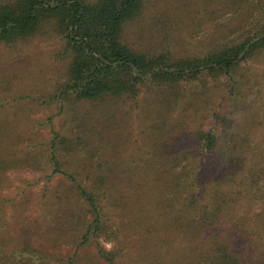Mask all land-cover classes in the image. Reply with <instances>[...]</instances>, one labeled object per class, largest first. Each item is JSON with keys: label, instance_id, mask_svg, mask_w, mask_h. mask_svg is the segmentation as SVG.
Segmentation results:
<instances>
[{"label": "trees", "instance_id": "1", "mask_svg": "<svg viewBox=\"0 0 264 264\" xmlns=\"http://www.w3.org/2000/svg\"><path fill=\"white\" fill-rule=\"evenodd\" d=\"M195 14L227 16L228 35L189 54L182 34ZM37 37L58 43L66 63L41 96L60 111L46 142L19 150L17 112L0 93V264H264V0H0V46ZM190 85L218 89L208 129L172 117L189 111ZM14 170L32 174L25 189L58 195L62 210L44 215L48 249L24 227L15 245L7 238L1 189ZM255 202L261 250L251 257L234 217Z\"/></svg>", "mask_w": 264, "mask_h": 264}, {"label": "rangeland", "instance_id": "2", "mask_svg": "<svg viewBox=\"0 0 264 264\" xmlns=\"http://www.w3.org/2000/svg\"><path fill=\"white\" fill-rule=\"evenodd\" d=\"M226 17H222L218 21H208L205 20L206 17L203 14H195L193 17L195 19L192 21L193 26L189 28L193 32L188 30L183 32L182 40L184 42H182V47H180L182 49L186 48L189 54H194L199 52L200 49L207 48L208 46L205 45H208L210 42L218 44V41H223L227 38L225 36L228 35L226 27H223L225 22L222 21ZM188 42L189 44H187ZM58 49V43L41 37L31 38L26 42H17L13 45L0 46V93L4 98L1 101V105H5L4 103L7 102V105L3 107L5 110L10 111L11 116L12 113L17 112V115L14 117L13 133L16 137L14 140L15 147L19 150H21V146L44 143L50 137L48 118L55 115V111L57 113L60 111V105H43L44 99L41 96L47 90L48 93L55 90L56 86L54 83L61 77V73L65 69L66 63L54 58ZM259 68L263 67L259 66ZM186 89L185 103L189 105V111L185 114L175 111L172 117H175L174 120H183V123L192 132L197 129L210 128L211 124H213V115L210 110L218 109V89L214 91L209 90L204 94L201 93V91L203 92L201 88H194L192 85ZM137 104L142 105V101ZM89 106V104L85 103L80 105L79 108L84 109L89 108ZM141 109L143 110L141 106L136 108L133 111V115L136 113L140 115ZM68 114L65 111L62 116L54 119L57 128L62 126L63 121L68 118ZM134 117L136 118V116ZM139 123L140 121L136 120V127L133 123V128L135 127L133 133L134 131L135 133L137 132L136 128L139 127ZM129 153L127 155H132L131 148ZM109 155L114 156L110 153ZM25 181L30 182L35 180H32V174H25L24 172L14 170L10 173V181L4 185L8 188L1 189L2 194L10 199L7 205L8 219L14 229L12 234L8 235L7 238L10 240V243L12 242L15 245L20 238L19 231L24 227V229H27V233H30L29 238L31 239L32 246L44 245L48 249L52 241L48 235V226L51 221H48L46 219L47 216L44 215L50 207L60 209V206L58 204L55 205L54 202L55 197L58 195L50 191L47 193L49 200H45L41 197L43 191L42 183L25 189ZM54 185L56 186L55 183ZM57 190L61 194L66 193L64 188ZM68 200V198L64 199V205L68 204L66 202ZM262 203L257 202L249 206H242L235 214L234 219H240L241 221L243 219V223L245 224L244 231L248 239H251L254 231H257L259 228L257 216L261 213ZM37 214L43 217L39 227L36 229L34 223H32V219ZM250 241L252 242L248 249L250 250L251 257H254L261 250V247L257 245L255 239L252 238ZM246 245L248 247V241ZM90 254L91 251L85 252L86 256H90Z\"/></svg>", "mask_w": 264, "mask_h": 264}, {"label": "clouds", "instance_id": "3", "mask_svg": "<svg viewBox=\"0 0 264 264\" xmlns=\"http://www.w3.org/2000/svg\"><path fill=\"white\" fill-rule=\"evenodd\" d=\"M109 247H110V245H109Z\"/></svg>", "mask_w": 264, "mask_h": 264}]
</instances>
